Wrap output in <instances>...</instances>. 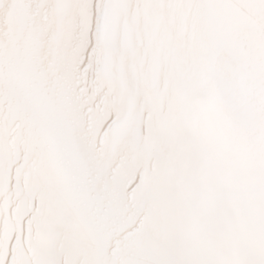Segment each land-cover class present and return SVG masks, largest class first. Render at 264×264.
<instances>
[{
    "label": "snow or ice",
    "instance_id": "obj_1",
    "mask_svg": "<svg viewBox=\"0 0 264 264\" xmlns=\"http://www.w3.org/2000/svg\"><path fill=\"white\" fill-rule=\"evenodd\" d=\"M0 264H264V0H0Z\"/></svg>",
    "mask_w": 264,
    "mask_h": 264
}]
</instances>
